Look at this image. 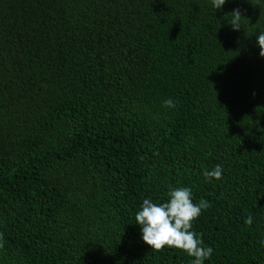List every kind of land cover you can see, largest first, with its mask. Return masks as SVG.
Returning a JSON list of instances; mask_svg holds the SVG:
<instances>
[{"label": "trees", "instance_id": "trees-1", "mask_svg": "<svg viewBox=\"0 0 264 264\" xmlns=\"http://www.w3.org/2000/svg\"><path fill=\"white\" fill-rule=\"evenodd\" d=\"M261 32L264 0H0V264H191L135 221L181 186L205 264H264Z\"/></svg>", "mask_w": 264, "mask_h": 264}, {"label": "clouds", "instance_id": "clouds-1", "mask_svg": "<svg viewBox=\"0 0 264 264\" xmlns=\"http://www.w3.org/2000/svg\"><path fill=\"white\" fill-rule=\"evenodd\" d=\"M227 0H212L213 7L218 10ZM231 27L239 30L240 20L243 17L239 9L232 12ZM257 44L260 48L259 55L264 57V32L257 37ZM166 108H175L176 104L172 99L163 102ZM223 168L216 165L214 170L205 171L203 175L206 179L221 180ZM168 200L162 203H154L151 198L144 199L140 210L135 215L136 224L141 227L142 239L154 251H163L166 247L180 250L186 253L191 260V264H205L210 260L214 249L205 246L201 233L193 231V224L200 217L202 212L211 205L201 199L198 203L193 202V194L189 187L181 186L171 189L168 192ZM253 217L248 215L244 223L251 226ZM3 234L0 233V240ZM3 248V243H0Z\"/></svg>", "mask_w": 264, "mask_h": 264}]
</instances>
